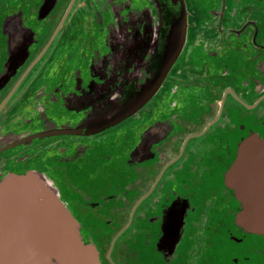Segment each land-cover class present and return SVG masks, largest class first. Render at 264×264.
I'll return each instance as SVG.
<instances>
[{"label":"flooded vegetation","instance_id":"obj_1","mask_svg":"<svg viewBox=\"0 0 264 264\" xmlns=\"http://www.w3.org/2000/svg\"><path fill=\"white\" fill-rule=\"evenodd\" d=\"M254 137L264 0H0V179L47 175L102 264H264Z\"/></svg>","mask_w":264,"mask_h":264},{"label":"water","instance_id":"obj_2","mask_svg":"<svg viewBox=\"0 0 264 264\" xmlns=\"http://www.w3.org/2000/svg\"><path fill=\"white\" fill-rule=\"evenodd\" d=\"M182 21V15L177 13L164 58L168 66L182 46ZM142 98L143 94L139 101ZM230 178L237 188H253L245 196L248 202L256 204H251L249 222L264 233L263 138L254 137L244 144ZM60 191L53 180L36 171L1 177V264H102L99 248L93 241L87 242L80 222Z\"/></svg>","mask_w":264,"mask_h":264}]
</instances>
